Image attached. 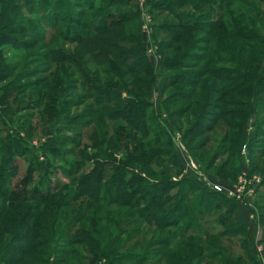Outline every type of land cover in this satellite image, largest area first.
Instances as JSON below:
<instances>
[{
  "label": "rangeland",
  "instance_id": "rangeland-1",
  "mask_svg": "<svg viewBox=\"0 0 264 264\" xmlns=\"http://www.w3.org/2000/svg\"><path fill=\"white\" fill-rule=\"evenodd\" d=\"M9 1L18 15L0 41V238L21 245L12 238L15 213L36 217L35 254L22 264H169L176 244L190 240L180 251L185 263L199 251L194 264H264V0ZM100 15L124 25L120 39L99 37L91 23ZM188 24L194 30L175 40ZM124 50L140 55L125 59ZM144 139L165 153L156 173L185 185V220L146 234L124 226L120 243L91 257L73 239L80 225L65 228L73 220L64 213L86 173L108 161L104 185L110 164ZM35 191L47 200L32 201ZM208 191L235 201V210L216 209L220 198L198 208ZM116 230L101 233L103 245ZM170 236L172 247L158 245Z\"/></svg>",
  "mask_w": 264,
  "mask_h": 264
},
{
  "label": "trees",
  "instance_id": "trees-1",
  "mask_svg": "<svg viewBox=\"0 0 264 264\" xmlns=\"http://www.w3.org/2000/svg\"><path fill=\"white\" fill-rule=\"evenodd\" d=\"M17 15L18 13L14 11L9 0H0V41L4 38L1 35L2 32L7 33L12 31L13 24L11 19L13 16ZM107 17L108 15L95 17L91 23L92 28L97 32L99 31V37L102 39L106 34L107 36L110 35L111 39H120V36H122L124 31V25H122V23H113L111 25L104 24ZM186 19H189V17ZM186 22L190 23V21ZM192 27H194L193 24L180 26V28H178L175 32L177 35L175 40L187 37L190 34V30L191 32L194 30ZM139 43L141 44V42ZM142 52L144 54H142L143 59H145L144 70L148 72L150 69V62L147 59L146 49L144 47H142ZM139 53L140 52L137 51L124 50V52L122 51L120 54L123 58L127 59L129 55L134 56L133 58H137L135 56L140 55ZM173 66H175V63ZM131 104H133L132 101H129V104H127L129 107H127L130 108ZM133 110L134 109H131L128 112L131 114L129 117H133V119H131V124L136 127L143 134V138H145L149 130L146 128L144 121L134 117L135 115H133ZM161 147L162 145H160L157 140L145 141L144 139L143 142H140L135 153L127 151V154H125V160L123 159L119 162L114 160V162L110 164L113 167L117 164L115 169H113L114 176L111 178L112 180L106 182L104 185L101 184V180H104L103 178L105 177L103 166L109 164L108 161H104L102 166H95L84 175L83 179H81L77 193H75L71 199L72 208L64 213L63 220L65 221L70 218L73 220L70 225H66L65 228L67 229H70L69 226L71 227V225L74 227L80 225L76 229L73 239L75 240V243L84 248V250H86L91 257H96L100 254L105 256L106 250L110 245L113 243H120L121 229L124 226H127L130 233L146 234L145 232H149L151 230L154 231V233L158 230H171L174 227H178V224L182 220H185L187 212V204L185 202L187 191L185 185H180L179 183L175 184L170 176L163 175L164 173L158 175L155 169H153L154 163H161L165 158V153L164 151H161ZM240 173L241 169H236V177ZM179 186H181V189L176 195L168 193L173 189L179 188ZM59 191L60 190L52 194L47 191L46 197L48 199L54 197L59 193ZM206 195L207 197H205ZM64 197L67 199L68 196L66 195ZM213 199H218L219 201L217 205H215L216 209H220L224 206L230 212L235 210V201H231L226 198L225 195L216 191H208L204 195H201L199 197V204H197V207L201 208L203 200L210 202ZM46 200L47 199L39 195L37 191L33 193L32 201L42 203ZM73 203H75V205H73ZM44 205H46V203ZM64 205L69 208L70 203L66 201L64 202ZM110 205H117V209H111V207H109ZM29 208L33 209L31 205ZM42 210L37 211V214ZM3 214V211L0 212V218H2L1 216ZM15 215L21 216V224L19 226L18 233L12 238L21 245L14 246L11 244V240L5 244L0 238V262L20 264L29 263L30 257L35 254V244L32 242L36 240V237L33 232L36 233L38 228L34 225V223H32V221H34L36 217L30 214L29 211L27 213H15ZM219 219L221 223L224 222L223 219ZM235 219H238V216H236ZM53 227L55 228L54 225ZM112 228H114V230L117 229L116 231L118 233L115 234L107 244L103 245L100 236L101 233L103 231L108 232V230H111ZM0 229L2 232L5 231V229H2L1 227ZM52 230H49L50 234L53 232ZM125 230L127 231V229ZM112 232L113 230L109 233ZM54 235L55 233L53 232L51 236ZM62 237L63 236H60L59 238L62 240ZM176 239L177 238H175V236H170L169 238L164 239L162 238L159 239L160 243H158V245L162 247H172V243ZM62 241L67 242L68 240L63 239ZM136 244L138 245L139 243ZM191 244H194L193 240L176 244L175 249L177 252H172L169 264H173L175 260L182 262V264H194L193 262L200 256L199 251H196L195 255L188 260L189 263H185L187 259L182 258V255H180V251L191 248ZM196 244L197 246L199 245L198 242H196ZM200 245L203 244L200 243ZM193 248L197 249V247ZM120 250L121 249L117 247L115 251L117 252ZM74 254H76L78 259L82 258V255L78 254L76 251L73 253V256H75ZM224 264L245 263H242L241 258H239L236 263Z\"/></svg>",
  "mask_w": 264,
  "mask_h": 264
},
{
  "label": "built area",
  "instance_id": "built-area-1",
  "mask_svg": "<svg viewBox=\"0 0 264 264\" xmlns=\"http://www.w3.org/2000/svg\"><path fill=\"white\" fill-rule=\"evenodd\" d=\"M215 189H216L217 191H219V192H222L221 187L216 186Z\"/></svg>",
  "mask_w": 264,
  "mask_h": 264
}]
</instances>
